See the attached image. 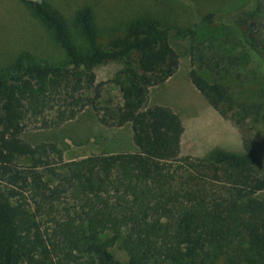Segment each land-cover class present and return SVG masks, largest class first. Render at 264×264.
<instances>
[{
  "label": "trees",
  "instance_id": "trees-1",
  "mask_svg": "<svg viewBox=\"0 0 264 264\" xmlns=\"http://www.w3.org/2000/svg\"><path fill=\"white\" fill-rule=\"evenodd\" d=\"M20 1L64 58L23 51L0 67V264H264L254 105L235 102L223 84L192 68V84L239 129L243 152L219 150L182 165L181 117L149 99L151 87L179 69L170 28L137 18L103 43L86 4L73 16L78 40L53 0ZM251 14L261 23L264 0L253 1ZM212 21L197 19L177 35L193 38ZM110 61L120 65L115 77L99 81L96 68ZM87 108L106 127L129 124L135 150L65 160L57 143L24 138Z\"/></svg>",
  "mask_w": 264,
  "mask_h": 264
},
{
  "label": "rangeland",
  "instance_id": "rangeland-1",
  "mask_svg": "<svg viewBox=\"0 0 264 264\" xmlns=\"http://www.w3.org/2000/svg\"><path fill=\"white\" fill-rule=\"evenodd\" d=\"M53 1L67 21L73 37L78 40L80 37L73 16L86 4L95 11L96 26L103 43L121 34L125 26L137 18L156 20L170 28V43L180 55L179 73L189 75L190 70L196 68L210 83L223 84L235 102L254 105L252 117L256 119L253 127L258 145L263 150L261 160L264 162V18L260 23L251 17L254 0ZM206 17H212L213 21L201 22L193 38L177 35V32L191 28L197 19ZM251 30H254V39L248 36ZM261 48L263 56L257 54L256 49ZM23 51L49 62L64 58L50 31L20 0H0V67L8 65ZM215 57L219 59L214 60ZM119 67V63L110 61L96 68L98 80L112 79ZM158 89L159 86L151 87L149 99L158 93ZM175 93L182 96L177 88ZM194 103L201 111L196 109L184 123L179 163L184 165V159L188 157L207 161L219 150L242 154L241 133L237 126L230 119L220 114H209L213 112ZM24 138L32 144L57 143L65 160L135 150L129 124L106 127L98 121L91 108L60 127L28 130ZM119 255L125 258L122 251Z\"/></svg>",
  "mask_w": 264,
  "mask_h": 264
},
{
  "label": "crops",
  "instance_id": "crops-1",
  "mask_svg": "<svg viewBox=\"0 0 264 264\" xmlns=\"http://www.w3.org/2000/svg\"><path fill=\"white\" fill-rule=\"evenodd\" d=\"M175 88L182 92L175 93ZM167 90V92H164ZM154 96H150V104H158L171 107L177 114L180 115L183 125L185 121L190 119L197 110L194 102L200 104L206 111L220 114L208 101V99L192 84L188 74L179 73V69L174 76L169 78L163 84L159 85V89ZM180 99V100H179ZM220 116V115H219Z\"/></svg>",
  "mask_w": 264,
  "mask_h": 264
}]
</instances>
